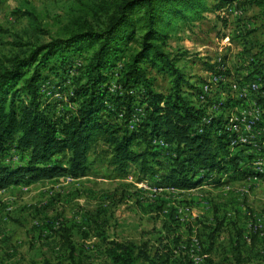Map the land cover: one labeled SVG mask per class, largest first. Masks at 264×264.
<instances>
[{
  "label": "rangeland",
  "instance_id": "rangeland-1",
  "mask_svg": "<svg viewBox=\"0 0 264 264\" xmlns=\"http://www.w3.org/2000/svg\"><path fill=\"white\" fill-rule=\"evenodd\" d=\"M106 4L0 0V64L26 54L32 44L64 35L76 16L99 26L110 13ZM216 4L207 0L200 16L174 23L163 48L199 86L211 76L218 79L203 106L196 94L193 99L206 114H224L218 133L229 132L231 147L230 152L216 148L220 168L209 173L196 168L203 182L177 188L166 181L174 165L173 146L159 139L133 140L132 150L154 153L152 170L144 175L136 163L123 169L113 165L110 149L99 139L88 150L86 175L26 180L0 189V264H113L101 236L133 243L150 258L164 253L165 264H264V11L251 0H231L214 9ZM135 46L130 42L123 55ZM84 52L72 56L76 66ZM115 66L113 72L120 63ZM144 66L155 90L168 92L170 78ZM66 70L43 75L40 92L54 118H67L77 107L72 98L78 71ZM113 72L107 75L111 91L116 89ZM256 110L261 115L248 127ZM101 115L122 136L135 130L143 107L135 100L130 118L123 111ZM230 116L236 129L225 120ZM26 157L11 145L4 161L21 165ZM58 159L55 155L51 162ZM62 228L69 230L73 253L60 236Z\"/></svg>",
  "mask_w": 264,
  "mask_h": 264
},
{
  "label": "trees",
  "instance_id": "trees-1",
  "mask_svg": "<svg viewBox=\"0 0 264 264\" xmlns=\"http://www.w3.org/2000/svg\"><path fill=\"white\" fill-rule=\"evenodd\" d=\"M215 1L214 9H218L231 0ZM251 1L264 11V0ZM106 6L109 16L99 26L76 16L64 27V35L32 44L26 54L13 55L0 64V189L26 180L86 175L88 150L99 139L110 149L113 165L123 169L136 163L144 175L152 170L149 157L154 153L132 150V141L161 139L173 146L174 165L166 181L177 188H194L203 182L195 176L196 168L205 173L220 168L216 148L230 152L229 132L218 133L223 112L206 114L195 105L199 83L187 78L163 48L173 24L200 16L208 7L207 0H111ZM132 41L136 46L123 55ZM83 52V63L76 66L72 56ZM116 63L120 67L113 72ZM144 65L170 78L168 92L155 90ZM61 68L67 73L74 68L78 71L80 83L72 98L77 107L67 118H54L40 88L45 71L58 73ZM108 72L115 73L114 91ZM135 100L143 107V116L135 130L120 136L101 114L123 111L130 118ZM11 145L27 154L23 164L11 166L4 161ZM55 155L60 159L51 162ZM60 236L73 253L69 230L60 229ZM101 237L113 264L167 261L164 253L150 258L133 243Z\"/></svg>",
  "mask_w": 264,
  "mask_h": 264
},
{
  "label": "built area",
  "instance_id": "built-area-1",
  "mask_svg": "<svg viewBox=\"0 0 264 264\" xmlns=\"http://www.w3.org/2000/svg\"><path fill=\"white\" fill-rule=\"evenodd\" d=\"M218 82V79L216 76H211V78L203 83L202 85L199 86V91L196 93V97H195V101L197 104H199V106H203L206 102V97L209 95L210 91H211V84L212 83H216ZM232 87L234 89H237L238 86H236L235 84L232 85ZM239 88V87H238ZM244 92H247L244 88H241ZM251 90H255L256 89V85L252 84L250 87ZM260 111L256 110V113L254 115L253 119L248 120V124L247 126L249 127L252 123H254V121L260 116ZM229 121L232 123L233 128L236 129L237 127L235 126L234 118L233 117H229ZM159 143L166 145L163 140L159 139Z\"/></svg>",
  "mask_w": 264,
  "mask_h": 264
}]
</instances>
